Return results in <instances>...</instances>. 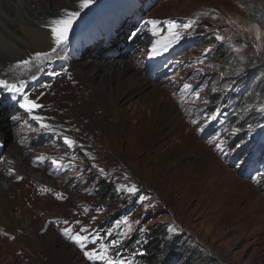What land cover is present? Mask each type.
Returning <instances> with one entry per match:
<instances>
[{"label":"rangeland","instance_id":"374dc122","mask_svg":"<svg viewBox=\"0 0 264 264\" xmlns=\"http://www.w3.org/2000/svg\"><path fill=\"white\" fill-rule=\"evenodd\" d=\"M76 1L80 5V0ZM103 1L93 0L90 13L76 18L68 36L73 46H67L62 55L60 50L39 58L31 53L27 59L32 65L19 64V73L15 65L18 71L14 67L16 74L12 75L0 66V81L17 86L25 82L23 93L10 92L0 84V107L5 109L1 115L0 171L11 166L0 180L1 185L11 186L0 192V226L5 230L7 226L16 236L27 232L13 226L16 218L21 226L23 221H32L29 227L38 231L34 233L35 242L31 238L25 244V262L18 251L21 248L12 247L0 236V262L12 257L10 264H104L89 261L62 229L71 227L79 232L87 228L86 234L98 236L99 242L105 243L106 225L118 228L112 223L123 218L129 226L126 231L120 224L121 240L128 239L139 226L143 237L146 231L157 238L155 243L165 242L161 236L176 222L171 233L181 239L190 236L189 243L201 246L213 260L210 264H264V179L260 182V177H241L236 165L240 159L228 165L230 153L241 144L244 129L226 126L205 139L201 131L205 119L197 117L199 110L221 102L233 81L258 67L255 61L245 68L242 62L231 59L255 55L264 63V47H255L254 33L249 31L252 25L264 27L260 22L264 15L259 10L264 0H148L141 7L130 3L134 9L140 8L135 10L139 13L136 21L132 12L106 27L111 32L118 30L122 44L125 42L134 54L118 60L131 64L123 77L134 75L137 81L132 88L141 92L122 108L89 100L93 94L87 88L85 72L91 75L98 70L96 63L101 60L95 52L100 45L82 47L75 42L79 39L76 32L81 30L77 21L84 24L90 16L93 18L95 4ZM126 1L113 4L112 22L115 16L118 20L117 12L126 7ZM152 20L158 25L154 27ZM169 21L179 27L191 22L186 30L193 31L184 37L187 47L172 58L170 47L165 49V40L171 35ZM102 22L103 14L97 15L93 22L96 27L90 32L93 39L103 28L99 25ZM13 25L10 23L9 31H13ZM2 31L12 40L7 30ZM205 35L216 37L217 45L228 46V62L214 58L212 46L200 45ZM158 41L154 53L152 46ZM151 58L162 61L151 74L153 81L144 77L149 69L144 63ZM115 85L110 82L109 90ZM20 94H27L42 107L26 112L20 108L23 96L11 99ZM108 98H112L111 93ZM117 110L121 116L115 117ZM251 111L246 106V113ZM33 116L43 120H34ZM42 123L48 127H42ZM65 137L75 143L69 146ZM218 144H224L222 149L230 146L224 160ZM35 172L43 179L34 177ZM132 185L137 188L135 193L127 191ZM24 197L26 203L21 201ZM53 214L57 217L46 220L45 216ZM97 246L89 244L87 249Z\"/></svg>","mask_w":264,"mask_h":264},{"label":"bare ground","instance_id":"6f19581e","mask_svg":"<svg viewBox=\"0 0 264 264\" xmlns=\"http://www.w3.org/2000/svg\"><path fill=\"white\" fill-rule=\"evenodd\" d=\"M114 1L115 0H105L97 5L95 4L94 6L95 10L93 12L99 13V12L105 11L108 8H111L113 6ZM76 3H77L76 0H0V66L5 67L4 69L6 71L8 70L7 71L8 75L16 74V71H18L16 66H18L19 64L23 66L24 64H21L20 62L28 61L30 58L27 59V57L31 55V53H35V54L36 53H47L48 54L49 52L53 51V49L55 48V51L60 50L61 55H62V53L65 51V48L67 46H70V45L73 46V42L69 38L64 44L57 46L51 34L50 25L54 19L63 16L65 14V10L79 11L80 13H83L86 10V9H81L79 7V4H76ZM89 11H90V6L88 10H86V12L80 16L90 13ZM13 12L17 13L18 15L13 16L12 15ZM131 13L132 11H129L123 14L119 21H122L123 19L127 18ZM138 14H139L138 11H135L133 22L136 21ZM95 15H92L93 18H91L90 16L89 17L90 19H88L82 25L83 29L89 33V36L85 37L84 30H79L76 32V36L79 39L75 40V42L82 43V47L91 46V48H93L94 46L96 47L100 45L96 47V52H95L99 56L98 58L101 60L96 63L98 64L97 65L98 70L96 72L94 71L95 73L91 75H88V72H85V74L88 76L87 77L88 78L87 88L93 94L89 96L90 97L89 100L97 103L98 105L105 106V107H107V105H110L112 108H122L128 102L139 97L140 92H141L140 90H136L132 88V85L136 83L137 81L134 75L131 74L127 77H123V74L129 72L131 64L124 60H118V58H121L125 54H127V56L129 57H133L134 54L133 52L128 51V47L126 46L125 42L124 44H122L123 40L119 39L121 37V33H118L119 32L118 30L116 32L114 31L111 32V29L105 30V28L103 27L99 29L98 34L93 39V36L90 32L92 28L96 27V26L92 27V22H93ZM10 23L15 25V26L14 25L11 26V29H13V31H9L8 29ZM73 25H72L71 30L68 33V36L71 35V31L74 28ZM2 29L8 31L12 40H9L2 33L3 32ZM90 36H91V39H90ZM116 38H118L117 41H115ZM101 44L104 46H102ZM114 49L118 50V52L114 51ZM109 52H110V55H108ZM82 53L84 52L83 51L80 52V54ZM28 64L30 66L32 65V63L31 64L28 63ZM144 64L149 67L148 72L144 73V77L151 79V74L160 65L159 63L155 61H151V60H148V61L146 60ZM14 67L16 68V71L14 70ZM18 67H19V71H18L19 73L20 66ZM9 69H11L12 71H10ZM22 71L23 70H21V72ZM158 80H161V78H159ZM110 82H115L116 85L114 87H111V89L109 90ZM108 93L112 94V98H108ZM21 96L23 95L20 94L11 99L14 100ZM131 104L133 105L134 102ZM0 108H2L0 111V138H2L3 132L1 130V123L3 119L1 115L5 114V109L4 107H0ZM7 111L8 109L6 110V113ZM120 113L121 112L117 110L115 117H118L119 115L121 116ZM46 134L47 133L43 135L45 140L47 136ZM10 167H11L10 165L5 166V169L10 168ZM4 171L2 172L0 171V180L3 179L2 177H6ZM33 176L36 178L43 179V177L41 176V173L39 172H35ZM7 178L9 177L7 176ZM10 187H11L10 185H6V184L1 185V182H0V192L9 190ZM24 198H25L24 202L23 200H21L22 203H26L28 201L26 197ZM45 217L47 220L50 218L57 217V215L53 214L51 216L47 215ZM13 221H14L13 226L15 228L19 227L21 228V230L24 229L27 232L23 231L21 233L17 229L19 233L16 236V234H12V231L9 232L7 226L4 225L6 227V230L3 228V226L2 227L0 226V236H2L5 239L7 238V240H9L10 242L9 244L12 247L18 246L21 248V249L18 248V251H20L19 254L22 255V258L24 259V262H25L26 261L25 260V255H26L25 244L32 240L35 242L36 236L34 233L38 234V231L37 229H34V227H29V225L32 224V221H28V220L23 221L22 223L24 226H21L20 221H17L16 218ZM25 226H27L28 229H26ZM19 241H21L20 243V245L22 244L21 246L18 243ZM29 246L30 245L28 244V247ZM11 262H13L12 257L9 258L8 260H4L0 262V264H10Z\"/></svg>","mask_w":264,"mask_h":264},{"label":"trees","instance_id":"16d2710c","mask_svg":"<svg viewBox=\"0 0 264 264\" xmlns=\"http://www.w3.org/2000/svg\"><path fill=\"white\" fill-rule=\"evenodd\" d=\"M259 10L264 15V7H260ZM260 22L264 25V21L261 20ZM202 38L200 45L208 44L209 46H212L213 48L211 50H213V52L211 54L214 58H219L225 62L229 61L230 58L227 56L229 49L228 46H223L222 44L217 45L214 40L215 38L213 37V39L211 36L205 35ZM245 44L249 45L248 43ZM257 58L259 59V57L255 55H250L249 57L244 56L243 59H231L232 62H242L241 65L245 68L254 65L252 62L255 61L258 67L256 70L247 73L235 81L233 88L237 86L236 93L230 91L225 96V100L231 102V105L234 107V111L232 112L233 116L228 118V125L230 126L238 125V123L241 122L244 126L257 123L258 115L248 116L242 111L239 113V110H242L249 104L258 103L264 105V63H262L263 60L258 62ZM243 141L244 140L241 139V142L243 143L242 145L244 146ZM240 152L242 155L243 150ZM238 154L236 155L234 152L233 155L236 156V158L237 156L241 157V155ZM241 159H243V156ZM238 170L241 176L242 169L238 167ZM248 177L249 176H246L245 178L249 179ZM262 179H264V176ZM161 237L167 238V240L165 242L155 243L158 241L157 238L153 239V236L150 235L141 238L139 233L138 235H134V237L132 236L131 241H122L120 245L123 250L136 252L137 262L140 261V263L143 264H210V262H213L211 257L207 256V253L201 246L189 243L190 236L183 235L182 239L180 238V235L174 234ZM142 240L147 242L145 246L141 244ZM153 243L155 244L152 246ZM178 254L182 255L183 258L179 259ZM214 264H217V262Z\"/></svg>","mask_w":264,"mask_h":264},{"label":"snow or ice","instance_id":"6c2138e0","mask_svg":"<svg viewBox=\"0 0 264 264\" xmlns=\"http://www.w3.org/2000/svg\"><path fill=\"white\" fill-rule=\"evenodd\" d=\"M91 3H93V0H80V5L79 7L81 9L87 8ZM80 16L79 11H67L65 10V14L59 18L54 19L51 22L50 28H51V34L54 38V42L57 46H60L64 44L67 39H68V33L72 28V25L74 21L76 20L77 17ZM150 23L155 27L158 25V21L152 20ZM231 23V21H230ZM179 26L174 22V21H169L168 22V30L169 33L172 35L173 39H176L179 37V32L175 31ZM183 27L185 29L191 27V22L184 24ZM249 31L254 33V40L256 41L255 47L259 50L262 47H264V27L260 25H252ZM218 39H224L222 36H218ZM157 43L153 44V51L155 53L157 49ZM167 45H165L166 49ZM55 51V48L53 49ZM239 51V49H237ZM41 56H47V53H36V57L39 58ZM21 64L27 65L29 61H21ZM33 80L36 79L35 76L32 77ZM0 84H4L10 92L13 93H23L25 91V82L21 81L19 86L16 84H11L9 85L7 81H0ZM185 87H188V85H185ZM42 105L37 103L35 100H32L29 98L27 94L23 96L22 101L20 102V108L24 109L28 113H32L35 109L41 108ZM251 107V106H249ZM259 110L261 112H264V105H261ZM34 120L37 121H42L43 117L41 116H33L32 117ZM42 127H48L46 124H41ZM66 143L71 146L75 142L67 137H65ZM218 150L221 149V145L216 146ZM124 187V186H122ZM127 191L130 193H135L137 191V188L135 185H132L131 187L127 188ZM143 199V197H142ZM67 224L68 222L65 221ZM76 223H79L77 221ZM62 232L64 233L65 236L68 237L69 240H71L73 243L78 245V247L83 250L84 256L89 260V261H103L104 264H131L130 261H125L124 259H113L111 256L108 255V244L107 243H101L99 242L100 238L98 236H94L91 234H86L87 233V228H81L79 232H73V229L71 227H66L62 229ZM85 233V234H82ZM113 245L118 243V241L113 240L111 242ZM93 244V245H98L97 247H94L90 250L87 249V245Z\"/></svg>","mask_w":264,"mask_h":264}]
</instances>
